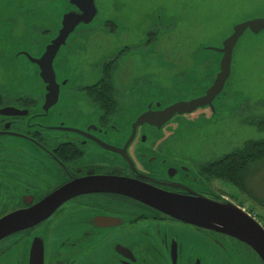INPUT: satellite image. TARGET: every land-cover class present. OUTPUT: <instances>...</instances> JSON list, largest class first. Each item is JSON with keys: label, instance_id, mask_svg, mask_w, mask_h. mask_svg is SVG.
I'll return each mask as SVG.
<instances>
[{"label": "flooded vegetation", "instance_id": "flooded-vegetation-1", "mask_svg": "<svg viewBox=\"0 0 264 264\" xmlns=\"http://www.w3.org/2000/svg\"><path fill=\"white\" fill-rule=\"evenodd\" d=\"M1 4L10 9V16L0 20V31H5L0 33V219L33 208L72 183L102 176L127 178L188 197L229 200L211 185L213 180L232 184L216 169L228 159H240L242 151L246 153L262 138L256 135L240 147L223 143L227 117L221 96L225 89L212 105L194 113L175 114L166 122L156 116L154 124L135 127L145 114L159 115L176 103L204 97L221 72L223 54L219 50L223 42L201 49L219 58L218 64H208L188 51L181 59L180 50L157 46L159 33L169 28L160 23V15L142 40L116 39L121 26L113 19L80 25L60 49L54 68L58 60H63L64 47L82 28L79 35L91 33L100 41L98 32L104 27L109 35L106 48L112 49L99 66L97 61L89 66V72L98 68L99 80L84 79L88 65L83 62L80 66L85 67L84 72L80 66L75 67L73 79L60 77L55 68L60 90L53 99L34 60L41 59L59 36L63 19L55 21L42 15L47 13L44 7L40 13L28 8L30 14L41 16L36 19L53 21V25H32L29 30L33 33L26 28L19 40L18 17L12 15L16 4ZM29 17L33 22L34 17ZM171 46H176V40ZM85 53L84 59L98 60L92 51H81L78 57ZM147 54L157 63L148 72H157L159 93L163 82L171 78L174 82L198 80L200 85H170L175 94L171 100H146L148 81L144 70L136 69L141 65L137 59ZM147 64L151 65L149 60ZM122 67L125 80L119 82L116 79ZM31 72L36 74L31 76ZM257 109L240 105L233 109L232 118L238 119L241 127L263 129L264 117L258 118ZM198 121L206 122L203 134L195 124ZM204 242L210 247L203 248ZM224 256L226 264H264L252 248L234 238L184 223L137 199L110 192L77 195L45 221L0 241V264H216Z\"/></svg>", "mask_w": 264, "mask_h": 264}, {"label": "rangeland", "instance_id": "rangeland-1", "mask_svg": "<svg viewBox=\"0 0 264 264\" xmlns=\"http://www.w3.org/2000/svg\"><path fill=\"white\" fill-rule=\"evenodd\" d=\"M13 3L16 8L12 15L18 17L19 26L17 27V36L19 40L22 35L28 31L30 26L34 25L38 28H49L52 26L53 21H47L46 19L40 21L36 18L37 13L30 14V10H42V7L46 5L47 13L42 15L50 18V20H60V15L57 11L58 8L63 6L62 0H0ZM103 5L105 17L103 20H116L120 23V29L116 34V39H144L149 29L154 26L158 21V15L161 16L160 23H164L169 28L159 33L157 38V46L161 48H176L181 51V59H185L187 51L193 53L194 56H201L204 63L218 64L219 58L213 52H201L204 46H220L222 42L229 37L234 26L237 24L264 18V0H98ZM68 6V5H67ZM66 6V7H67ZM6 7V6H5ZM0 5V20L1 18L10 16V9L8 7ZM37 7V9H33ZM29 8V9H28ZM161 8V12H160ZM8 12V13H7ZM29 16H33L34 19H29ZM101 22V21H99ZM23 27V29L21 28ZM85 28L79 29L72 39L69 41V45L64 47L62 52L63 60L56 62L55 68L58 74L62 78L73 79L76 78L75 67L80 66V62L88 65V69L84 72L85 67L80 66V69L84 72L85 80H99L101 74L98 68H93L89 72V66H94L97 61L99 66L103 59L106 58L107 51L112 48H106L108 46L109 35L106 33L104 27L98 32L100 41L95 40L94 34L87 33L84 36L79 35L80 31ZM105 31V32H104ZM1 30L0 33H4ZM33 33L32 31H30ZM37 36V35H36ZM106 36V37H103ZM42 38L41 36H38ZM106 39V41L103 40ZM166 40L163 41V39ZM172 39V41H170ZM18 40V41H19ZM173 40H176V46H171ZM117 41V40H116ZM153 46V45H152ZM153 49V47H151ZM81 51H92L93 54L98 55V60L94 58L84 59L87 57V53L84 57L80 56ZM65 53H69V56H65ZM100 53H105L100 54ZM148 53V52H146ZM92 54V55H93ZM140 61L141 66L136 70H144L145 79L148 81V87L145 89L144 97L147 100L151 97V102L156 99L165 98L171 100L175 96L170 91V85L173 87H179L181 85L186 87H194L200 85L198 80L194 82L189 80L173 81L166 80L163 82L162 92L159 93L156 88L155 81H157V72L155 70L148 72L149 67H153L157 63L154 62L153 55L147 54V56H141L137 59ZM148 60L151 65H148ZM215 60V61H214ZM143 61H146L144 63ZM160 64V63H158ZM1 65V62H0ZM4 65V63L2 64ZM124 65V64H123ZM66 67H71L66 69ZM154 69V68H150ZM157 71V70H156ZM148 72V73H147ZM27 74L28 71H25ZM162 77L164 73L159 72ZM36 72H31V76L35 75ZM83 74V73H81ZM80 74L79 77L83 76ZM125 68H121L120 75L117 77V81L123 82ZM21 79V78H19ZM179 82V83H176ZM71 85V84H70ZM69 85V86H70ZM68 86V87H69ZM159 86V85H158ZM156 97H153V96ZM138 96H133L139 97ZM221 101L224 103V114L227 117L225 123V133L223 143L231 145L233 147H240L245 140L249 141L254 139L257 135V139L264 138V126L263 129L255 127L248 128L238 125V119L232 118V111L234 108L240 105L245 107L257 106L256 113L258 118L264 117V32L259 35H255L248 31L240 40L236 50L233 64V73L230 82L224 94L221 96ZM149 102V101H147ZM229 117V118H228ZM195 124L202 130H206V122L198 121ZM217 128V127H216ZM208 136L202 137L203 139ZM218 138V137H217ZM217 138L215 140H217ZM214 141V140H210ZM201 143V142H199ZM222 144L221 142H218ZM251 171V172H250ZM250 174L246 178V186L251 190L257 202L253 201V198L249 195L244 194L238 187L225 182V181H212L211 185L216 192L227 197L232 202L239 206H242L254 215L257 220L264 226V164L255 166L250 170ZM255 203V204H254ZM206 244V245H205ZM210 244V243H209ZM207 242H204L203 248L210 247ZM217 251V250H216ZM213 248V253H216ZM227 260L224 256V260L216 264H226Z\"/></svg>", "mask_w": 264, "mask_h": 264}, {"label": "water", "instance_id": "water-1", "mask_svg": "<svg viewBox=\"0 0 264 264\" xmlns=\"http://www.w3.org/2000/svg\"><path fill=\"white\" fill-rule=\"evenodd\" d=\"M62 1L63 6L57 11L60 18L63 19V28L59 36L48 47L46 54L41 59L34 60L40 67L41 78L49 84V97L53 99L59 96L60 90L56 82L57 76L54 68V62L60 49L67 44V40L80 25L89 26L95 20L105 22L103 20L105 17L104 7L98 0ZM43 7L47 8L46 5ZM248 31L255 35L264 32V18L249 20L234 26L232 34L223 41V48L219 50L223 54L221 72L204 97L189 102L176 103L159 115L153 112L145 114L138 119L135 127L147 122L154 124L156 116L166 122L175 114L194 113L207 105H212L213 100L223 93L224 89L226 90L231 80L235 50L241 38ZM44 65L48 66L46 71L42 69ZM107 192L132 197L184 223L234 238L252 248L264 262V226L239 205L227 199L218 201L205 196L188 197L168 193L131 179L117 177L102 176L77 181L31 209L16 212L0 219V241L14 232L45 221L60 206L77 195ZM152 193H163V196L157 197ZM185 205H193L199 211L185 212L183 210Z\"/></svg>", "mask_w": 264, "mask_h": 264}, {"label": "trees", "instance_id": "trees-1", "mask_svg": "<svg viewBox=\"0 0 264 264\" xmlns=\"http://www.w3.org/2000/svg\"><path fill=\"white\" fill-rule=\"evenodd\" d=\"M264 164V138L253 142V147L246 153H241L240 159H229L220 168L216 169L220 177L226 178L233 185L238 187L243 193L253 198L257 202L251 190L246 186L245 179L251 168ZM259 203V202H257ZM255 204V203H254Z\"/></svg>", "mask_w": 264, "mask_h": 264}, {"label": "snow or ice", "instance_id": "snow-or-ice-1", "mask_svg": "<svg viewBox=\"0 0 264 264\" xmlns=\"http://www.w3.org/2000/svg\"><path fill=\"white\" fill-rule=\"evenodd\" d=\"M47 68H48L47 65L42 66V69H43L44 71H46ZM0 70H2V69H0ZM74 186H75V185H74ZM152 195H155V196H157V197H162V196H163V193H152ZM183 210H184L185 212H188V213H194V212H196V211H199V209H197V208L194 207L193 205H185L184 208H183Z\"/></svg>", "mask_w": 264, "mask_h": 264}]
</instances>
